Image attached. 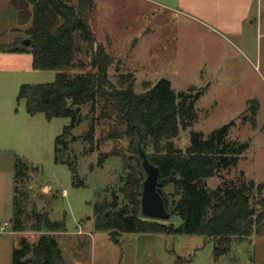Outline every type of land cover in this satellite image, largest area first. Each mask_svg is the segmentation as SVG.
<instances>
[{"label":"rangeland","instance_id":"rangeland-1","mask_svg":"<svg viewBox=\"0 0 264 264\" xmlns=\"http://www.w3.org/2000/svg\"><path fill=\"white\" fill-rule=\"evenodd\" d=\"M6 1L0 0V44H22L28 39L25 29L30 19L20 22ZM229 1L188 0L185 6L190 13L186 15L174 11L183 8L179 0H94L88 19L96 42L112 56L107 76L118 88L132 80L133 92L141 94L164 77L176 92L201 89L195 102L196 118L179 128L170 140L173 148L187 147L191 130L208 133L233 121L229 137L247 141L249 146L237 165L222 175L236 179L243 172L246 179L264 182V0L245 4L247 17L240 19L239 31L234 33L211 23L199 10L201 5L219 8ZM26 53L28 62L31 54ZM27 62L0 66L8 77L0 80V110L11 113L12 126L10 149L0 150V226L8 223L0 230V264H11L12 249L21 236L35 241L42 233L29 227L20 232L11 228L14 154L35 168L25 185L27 225L34 211L51 220H64L65 229L50 234L57 238L67 264H264V225L259 234L233 238L229 249L218 256L214 240L203 234L115 230L117 239H113L108 231L96 230L93 208L97 202L115 203L116 208L132 206L122 189L140 165L134 146L139 136L123 130L110 135L111 129L123 128L115 112L101 113L99 103L84 104L79 122L70 130L74 139L68 136V149L56 161L54 140L69 117L48 120L42 112L29 114L24 100L16 98L21 83L51 82L56 71L33 69ZM87 69V65L73 67L70 73ZM88 134L91 143L84 138ZM154 143L147 137L142 141L149 154L164 153L165 142L160 141L159 152ZM74 173L82 184H74ZM219 182L217 175L207 179L210 187ZM161 192L170 216L157 220L179 226L182 219L172 211L178 193L172 183H163Z\"/></svg>","mask_w":264,"mask_h":264},{"label":"trees","instance_id":"trees-1","mask_svg":"<svg viewBox=\"0 0 264 264\" xmlns=\"http://www.w3.org/2000/svg\"><path fill=\"white\" fill-rule=\"evenodd\" d=\"M10 3L20 22L30 19L25 34L30 39L27 47L32 54V67L56 71L51 82L21 84L17 100H24L29 114L42 112L48 120L54 117L70 119L55 137L54 159L58 161L62 151L68 149L67 140L74 139L70 137V130L80 120L81 105L99 103L101 113L115 112L118 123L123 125L122 129H111L110 135H115L116 130L138 135L134 146L140 145L148 161L158 167L159 180L172 183L179 195L172 206V211L182 219L179 226L142 216V182L134 169L122 189L132 200V206L116 208L115 203L97 202L93 208L96 230L108 231L113 239H117L115 230L203 234L214 240L217 256L229 249L233 238L243 239L261 232L264 182L246 179L243 172L236 179H226L222 175V171L237 165L249 146L247 141L229 137L233 121L208 133L191 130L187 147H172L170 140L177 136L179 128H185L196 118L195 102L202 93L201 89L194 93L190 88L176 92L170 80L162 77L139 94L133 92L132 80L127 81L124 88L110 82L107 70L113 61L112 56L96 42L88 19L94 0H10ZM4 49L22 51L24 48L13 47V44L0 45V50ZM86 65L89 69L70 73L73 67L83 69ZM146 137L155 142L158 152L160 141H164V153L149 154L142 145ZM84 138L92 142L91 134ZM71 163L73 167L74 161ZM33 168L15 156L10 225L15 232L29 227L42 233L35 241L21 236L12 249L11 264H67L57 238L50 234L64 230V220H51L47 214L34 211L30 218L32 223L27 225L30 215L24 209L28 199L25 185ZM216 175L220 182L210 187L207 179ZM73 177L74 184H82L75 173ZM163 199L166 207L164 196Z\"/></svg>","mask_w":264,"mask_h":264},{"label":"crops","instance_id":"crops-1","mask_svg":"<svg viewBox=\"0 0 264 264\" xmlns=\"http://www.w3.org/2000/svg\"><path fill=\"white\" fill-rule=\"evenodd\" d=\"M179 1H181L183 3V5H182L183 8H176V9H174V11H176L178 13L181 12V13L186 14V15L189 14L190 12H189V10L186 9V6H185L186 4H190L188 2V0H179ZM6 2L8 4H11L10 0H7ZM249 3H250V0H230L229 3H227V5H224L223 7L219 6V8H216V7H210L208 5H206L207 7L205 5H201V8L199 10H201V12H203L204 15H207L206 17H208L207 19L210 20L211 23H213V24L215 23V25H218L224 31L234 33V32L239 31V30H237V25L239 24L240 19L247 17V15H246L247 9H246L245 4H247V6H248ZM201 4H205V3L201 2ZM164 8L170 9L166 6H164ZM152 13L154 14V12H152ZM186 15H184V16H186ZM186 18H189V17L186 16ZM197 18H198L197 20L204 21L203 18H199V17H197ZM257 20H258V18H257ZM251 22H254V19H251ZM206 24H208V26H210L213 29L215 28L213 26V24H210V23H206ZM220 32H221V30H220ZM0 45H8V44H0ZM27 46H28V44H24L22 42V44L21 43L20 44H13V47L24 48L22 51H8L6 49L0 50V66H3V64H5L7 62H12V61H15V63H19L21 60L24 62L25 61L27 62V58L25 57L27 55L23 54L25 52H27L26 54H31V52L29 51V48ZM28 63H30L31 67H32V54L30 56V59L27 62V65H28ZM18 69H12V70H18ZM6 78H8L7 74H5L4 72H0V80L4 81ZM16 83L17 82H15L14 84H16ZM21 84H23V83H21ZM18 90H19V88H18ZM25 110H26V108H25ZM3 111L4 112H1V110H0V150H7V149H10L9 143L11 141V137H10V133H11L10 128L12 127L11 123H10L11 122L10 121L11 113L8 110H6V111L3 110ZM16 155L17 154H14V159H15ZM14 159H13V186H14ZM62 194L63 195L65 194V190L62 191ZM12 203H13V196H12ZM9 222H10V219H9Z\"/></svg>","mask_w":264,"mask_h":264},{"label":"water","instance_id":"water-1","mask_svg":"<svg viewBox=\"0 0 264 264\" xmlns=\"http://www.w3.org/2000/svg\"><path fill=\"white\" fill-rule=\"evenodd\" d=\"M22 42L29 44L30 39L23 40ZM136 151L140 158L137 172L142 182V190L140 192L141 214L148 218L167 219L170 214L166 210L162 197L161 187L163 186V181L159 180V169L148 161L146 153L139 144Z\"/></svg>","mask_w":264,"mask_h":264},{"label":"built area","instance_id":"built-area-1","mask_svg":"<svg viewBox=\"0 0 264 264\" xmlns=\"http://www.w3.org/2000/svg\"><path fill=\"white\" fill-rule=\"evenodd\" d=\"M7 224H8V223L6 222L5 225H1V226H0V230H1V231L5 230Z\"/></svg>","mask_w":264,"mask_h":264}]
</instances>
